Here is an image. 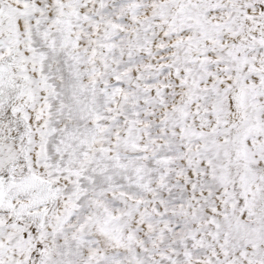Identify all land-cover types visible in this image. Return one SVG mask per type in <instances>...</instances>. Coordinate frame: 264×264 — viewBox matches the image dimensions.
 <instances>
[{"label":"snow or ice","instance_id":"obj_1","mask_svg":"<svg viewBox=\"0 0 264 264\" xmlns=\"http://www.w3.org/2000/svg\"><path fill=\"white\" fill-rule=\"evenodd\" d=\"M0 264H264V0H0Z\"/></svg>","mask_w":264,"mask_h":264}]
</instances>
